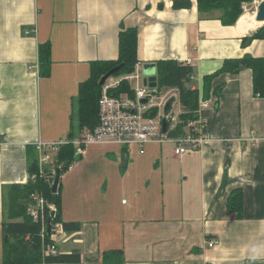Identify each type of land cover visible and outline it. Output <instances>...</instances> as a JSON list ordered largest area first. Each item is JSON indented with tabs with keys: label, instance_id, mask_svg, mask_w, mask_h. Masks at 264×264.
<instances>
[{
	"label": "crops",
	"instance_id": "0c3cea01",
	"mask_svg": "<svg viewBox=\"0 0 264 264\" xmlns=\"http://www.w3.org/2000/svg\"><path fill=\"white\" fill-rule=\"evenodd\" d=\"M175 1L0 0V264H8L7 188L28 182V154L39 142H60L72 130L82 138L80 86L92 63L118 60L120 33L128 28H138L142 80L145 66L157 75L159 61L194 68L191 87L208 104L199 115L211 141L183 156L173 144L154 141L143 153L111 142L84 147L61 176L62 221L81 229H59L56 238L58 255L77 251L80 260L36 264H114L119 254L123 264H264V99L254 93L250 69L219 75L204 98V78L226 60L264 57V40L242 46L264 24L226 26L221 11L201 19L197 0H179L192 3L180 10ZM42 44L52 51L48 77L40 74ZM173 93L179 100L174 90L166 95ZM238 189L240 214L228 210ZM208 239L217 245L209 248ZM112 252L118 253L105 262Z\"/></svg>",
	"mask_w": 264,
	"mask_h": 264
},
{
	"label": "trees",
	"instance_id": "16d2710c",
	"mask_svg": "<svg viewBox=\"0 0 264 264\" xmlns=\"http://www.w3.org/2000/svg\"><path fill=\"white\" fill-rule=\"evenodd\" d=\"M254 0H197V7L201 19L212 18V14L221 11L219 20L226 26H234L243 15L242 5L252 3ZM190 1H175L174 9H190ZM138 28L124 29L120 33L119 40V58L114 61H97L92 63L90 77L81 84L78 93L77 115L79 119L78 132L93 131L99 124V101L103 93V87L100 86V80L113 68L123 65V68L113 75L117 78L123 75H129L135 72L138 64ZM255 40H264V26L259 28L250 36L242 40V46L246 47ZM51 46L42 44L39 47L40 74L48 77L51 73ZM157 92L161 95L162 90H174L178 93L179 102L182 106V112L178 116V123L170 135L174 137L183 136L187 133L188 124L197 118L199 107L198 92L193 90L191 85L194 82L196 72L194 68L177 60H167L157 62ZM243 69H250L253 72L254 93L259 98L264 99V57L254 58L244 56L240 59H230L224 62L223 67L212 75L204 78V98L210 97L212 81L223 73L236 74ZM221 88L215 90L220 94ZM111 95L121 96L128 94L134 96L135 90L130 83L122 82L120 86L110 90ZM155 110L153 115H156ZM78 133L71 131L67 139L68 145L61 147L55 155L50 169L40 175L39 156L36 147L31 148L28 154L29 161V180L25 184L14 185L7 188V207L5 210V220L3 222L4 246L3 256L5 263L8 264H36V263H77L80 254L74 251L70 255L59 254L56 257L44 255L42 251V242L40 238V225L36 224L28 215V208L34 203L32 196L39 195L44 198L47 208L55 207V218L52 224H60L65 232L79 231L81 225L74 223H63L62 221V184L60 180L59 188L56 193L52 190V184L55 180V171L61 170V176L78 161L82 154L77 153L73 141L77 139ZM128 159L126 158L123 171L126 170ZM36 175V179L32 177ZM244 205L243 193L240 189L232 192L228 201V210L231 213H238ZM49 213L52 212L49 210ZM115 253H105L103 260H111ZM119 260L114 264H123L122 254H119Z\"/></svg>",
	"mask_w": 264,
	"mask_h": 264
},
{
	"label": "built area",
	"instance_id": "2783aa9c",
	"mask_svg": "<svg viewBox=\"0 0 264 264\" xmlns=\"http://www.w3.org/2000/svg\"><path fill=\"white\" fill-rule=\"evenodd\" d=\"M192 1L196 2V0ZM255 3H258L257 0L254 1ZM245 10H247V6H245ZM29 33V31L26 32V34ZM138 67L137 64L136 70L132 74L110 78L103 86V93L99 101V124L93 131H87L82 138L73 141L78 154H82L83 148L88 145L104 142L138 146L143 153L145 146L154 141L173 144L175 155L183 156L191 151L201 149L211 141L206 122L199 115V110L208 105L203 101H199L197 118L188 124L186 134L178 137L170 135V131L175 129L178 123L179 116L173 112L166 117L169 125L167 132H163L164 109L170 96L159 95L157 88L145 86ZM122 82H128L131 86L132 83H135V86H132L135 90L134 96H129L127 93L121 96L111 95L110 90L117 88ZM145 99L148 100L146 104L143 103ZM155 110H158V113L153 115ZM69 143L68 139H64L56 143L39 142L36 145L40 154L41 176L46 171L45 167L53 163L51 154L58 153L61 147ZM32 178L36 179V175ZM32 198L34 203L27 212L30 218L41 227L40 238L43 254L56 257L58 256L56 238L58 230L62 228L60 224L53 225L52 221L50 222L55 207L47 208L44 198L39 195H33ZM49 210L52 212L51 214ZM49 227L50 232L48 231ZM217 243V240L208 239L209 248L215 247Z\"/></svg>",
	"mask_w": 264,
	"mask_h": 264
},
{
	"label": "water",
	"instance_id": "95a60500",
	"mask_svg": "<svg viewBox=\"0 0 264 264\" xmlns=\"http://www.w3.org/2000/svg\"><path fill=\"white\" fill-rule=\"evenodd\" d=\"M256 21L257 22H264V0L261 1L258 10L256 12ZM123 68V65H119L115 68H113L112 70H110L105 76L102 77V79L100 80V86H104L106 84V82L113 77V75H115L117 72H119L121 69ZM144 85L148 86L150 88H157L158 87V78L156 75V71L154 66H145L144 67ZM147 99H145L143 101L144 104L147 103ZM176 101L175 97H171L164 109V113H165V118L163 119V132H167L168 129V119L166 117H168L173 109L174 103ZM60 180H61V170L57 169L55 171V180L53 182L52 185V190L54 193H56L58 191L59 188V184H60ZM53 218H55V213H52V218L50 219V222L53 220ZM48 231L50 232V227L48 229Z\"/></svg>",
	"mask_w": 264,
	"mask_h": 264
},
{
	"label": "rangeland",
	"instance_id": "374dc122",
	"mask_svg": "<svg viewBox=\"0 0 264 264\" xmlns=\"http://www.w3.org/2000/svg\"><path fill=\"white\" fill-rule=\"evenodd\" d=\"M254 1H256V0H254ZM254 1L252 2V3H244L243 5H242V9H243V15L245 14V13H247V12H257V8H258V4L257 5H255L254 4ZM261 1L262 0H260V3H261ZM245 6H247V10H245ZM242 15V16H243ZM241 16V17H242ZM240 17V18H241ZM240 18H239V20H240ZM238 20V21H239ZM263 25V24H262ZM261 25V26H262ZM162 93H161V95H165V94H167V93H169L167 90H162L161 91ZM174 95H172V97H175L176 98V101H175V103H174V106H173V110H172V112L173 113H175V114H177V112H182V108H181V104H180V102H179V100H178V98H177V96H176V93H173Z\"/></svg>",
	"mask_w": 264,
	"mask_h": 264
},
{
	"label": "bare ground",
	"instance_id": "6f19581e",
	"mask_svg": "<svg viewBox=\"0 0 264 264\" xmlns=\"http://www.w3.org/2000/svg\"><path fill=\"white\" fill-rule=\"evenodd\" d=\"M264 24V22H257L256 16L253 14L246 13L241 19H240V26L243 30H248L250 28H255L257 26H260Z\"/></svg>",
	"mask_w": 264,
	"mask_h": 264
}]
</instances>
